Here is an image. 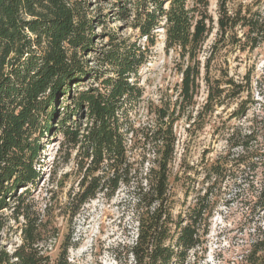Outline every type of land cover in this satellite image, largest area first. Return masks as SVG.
<instances>
[{
  "label": "trees",
  "instance_id": "1",
  "mask_svg": "<svg viewBox=\"0 0 264 264\" xmlns=\"http://www.w3.org/2000/svg\"><path fill=\"white\" fill-rule=\"evenodd\" d=\"M229 1H219L215 26L210 0H112L120 18L145 42L110 34L111 48L101 53L107 71L95 76L98 86L80 88L89 74L81 57L93 47V26L84 4L0 0V210L11 209L16 222L24 219L22 241L12 251L2 244L0 234V264H72L68 246L55 257L44 250L45 224L31 212V189L42 174L38 168L44 149L41 140L54 127L63 136L66 160L75 150L82 175L75 195L80 205L99 192L114 194L123 183L138 195V231L129 245L131 264H186L190 250L203 242L212 209L206 196L185 217L176 219L172 212L174 124L194 106L202 82L207 93L200 116L229 106L243 92L248 77L231 74L229 61H220L219 54L226 47L254 50L264 42V0L233 6ZM158 28L164 31L166 49L178 50L184 61L180 110L176 114V110L157 107L155 124L136 126L132 116L143 91L135 78L157 42ZM215 28L216 36L207 49ZM58 109L63 112L54 124ZM245 111V104H240L234 116ZM234 135L232 148L242 146L249 156V208L258 223L246 261L264 264V134L250 127L249 144L233 142L239 138ZM229 155L230 151L221 154L206 168L208 178L226 174ZM3 216L0 233L6 225Z\"/></svg>",
  "mask_w": 264,
  "mask_h": 264
},
{
  "label": "rangeland",
  "instance_id": "2",
  "mask_svg": "<svg viewBox=\"0 0 264 264\" xmlns=\"http://www.w3.org/2000/svg\"><path fill=\"white\" fill-rule=\"evenodd\" d=\"M219 1L210 0L209 6L215 26ZM251 1L230 0L229 4H249ZM78 2L84 4L87 18L91 19L93 26V47L81 57L89 74L80 88L98 86L99 81L95 76L105 73L108 68L103 63L101 53L111 48L110 34H117V38L138 40L142 44L145 38H139V32L127 20L120 18L112 0ZM157 31V42L150 48L147 61L135 78L143 91L142 100L132 116L136 126L155 124L157 107L176 110V114L180 110L181 68L184 61L178 50L166 49L163 29L158 28ZM215 36L216 28L205 48L209 49ZM207 52H203L201 58ZM219 59L229 61L231 74L240 75V79L248 77L243 81V92L225 109L219 107L214 114L200 116L207 93L202 82L195 97L196 103L188 107L174 124L177 142L170 164L169 185L172 212L176 219L180 215L185 217L206 196V202L212 209L203 242L190 250L186 264H248L246 258L258 224L253 220L249 208V156L242 146L232 148L230 138L235 133L234 138H239L232 139L233 142L239 140L249 144L250 127L258 135L264 134V42L254 50L223 48ZM216 64L220 66L225 63ZM240 104H245L246 111L234 116ZM58 110L54 124L59 121L58 114L62 111ZM82 120L86 122V118ZM62 139V134L56 133L55 127L42 137L44 149L38 158L41 163L38 168L42 174L31 189L30 201L34 203L31 212L43 221L47 230L46 241L42 244L44 250L55 257L68 246L67 254L72 264H120L121 261L131 264L133 257L129 253V245L136 240L138 231V195L131 185L123 183L114 194L99 192L96 197L80 205L75 195L79 191L82 175L75 159V150L69 160L65 159ZM228 151L231 163L226 174L218 179H214V176L208 178L206 168ZM240 154L243 155L239 157ZM9 203L14 205L15 201ZM1 214L6 222L0 233L2 244L12 251L22 241L20 224L24 219L20 217L16 222L11 209L0 210Z\"/></svg>",
  "mask_w": 264,
  "mask_h": 264
}]
</instances>
